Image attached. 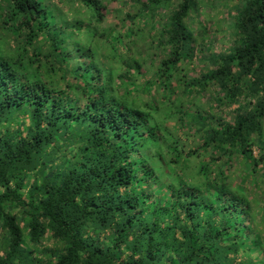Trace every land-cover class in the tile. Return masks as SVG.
Listing matches in <instances>:
<instances>
[{"label": "trees", "instance_id": "trees-1", "mask_svg": "<svg viewBox=\"0 0 264 264\" xmlns=\"http://www.w3.org/2000/svg\"><path fill=\"white\" fill-rule=\"evenodd\" d=\"M0 264H264V0H0Z\"/></svg>", "mask_w": 264, "mask_h": 264}]
</instances>
